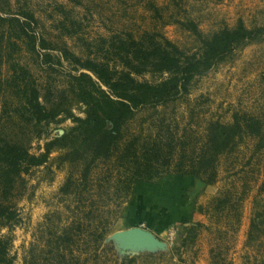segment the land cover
I'll return each mask as SVG.
<instances>
[{"label":"rangeland","instance_id":"374dc122","mask_svg":"<svg viewBox=\"0 0 264 264\" xmlns=\"http://www.w3.org/2000/svg\"><path fill=\"white\" fill-rule=\"evenodd\" d=\"M240 21L249 28L264 25V0H0V136L37 154L59 139L49 160L19 184L17 218L0 219L14 264H264V34L196 74L185 95L147 105L126 126L127 136L141 142L158 133L176 136L190 154L210 120L251 117L262 135L244 134L220 156L214 184L170 167L154 182L137 181L128 196L115 190L113 179L106 182L116 172L109 162L95 172L103 188L94 180L90 192L80 182L74 193L62 191L81 170L67 157L77 140L70 115H86L71 87L84 69L72 55L113 60L119 39L146 32L190 54L200 47L190 22L207 36ZM166 76L136 75L154 83ZM28 84L37 86L47 107L69 111L27 122L21 101ZM134 227L149 230L161 245L128 246L125 232ZM101 229L108 231L97 241Z\"/></svg>","mask_w":264,"mask_h":264},{"label":"trees","instance_id":"16d2710c","mask_svg":"<svg viewBox=\"0 0 264 264\" xmlns=\"http://www.w3.org/2000/svg\"><path fill=\"white\" fill-rule=\"evenodd\" d=\"M27 16L34 19L32 14ZM188 28L200 40L198 52L186 53L162 36L157 38L146 32L145 36L129 33L128 38L119 39V52L113 60L82 61L72 55L84 69L73 76L71 87L75 98L85 104L86 115L79 117L70 113L77 123L74 127L77 140L67 157L79 163L81 170L78 177H68L62 187L63 192L74 193L79 182L84 190L90 192L94 180H98V187L103 188V179L95 172L101 163L107 165L109 162L115 163L113 169L116 172L109 173L108 177H111L106 182L110 184L113 179L115 190L128 196L133 193L137 181L154 182L169 174L170 167H174L178 175L194 176L206 184H214L218 179L220 156L232 150L244 134L262 135L261 127L255 128L256 123L251 117L242 118L236 113L231 123L210 120L206 125L205 138L190 154L185 149L186 142L176 136L158 133L144 142L139 137L131 139L127 136L126 126L136 118L140 109L185 95L196 74L211 68L236 45L264 34V25L249 28L243 21L207 36L194 22H190ZM22 72L24 75L30 73L23 67ZM146 72L167 76L157 83L136 77ZM21 103L25 109L23 116L29 123L54 120L60 112L69 111L56 105L47 107L41 102L35 84L25 86ZM58 140L49 141L44 151L37 154L31 152L25 143L0 136V219L10 222L17 218L19 184L32 168L49 160ZM214 200L221 199L215 197ZM107 231L101 229L97 233V241H101ZM128 260L122 264H129ZM0 264H14L10 241L1 235Z\"/></svg>","mask_w":264,"mask_h":264},{"label":"water","instance_id":"95a60500","mask_svg":"<svg viewBox=\"0 0 264 264\" xmlns=\"http://www.w3.org/2000/svg\"><path fill=\"white\" fill-rule=\"evenodd\" d=\"M127 238V245H161V243L155 238L153 233L142 227L130 228L125 232Z\"/></svg>","mask_w":264,"mask_h":264}]
</instances>
